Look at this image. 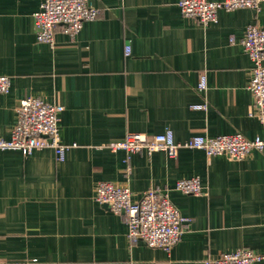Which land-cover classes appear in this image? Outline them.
I'll return each instance as SVG.
<instances>
[{"label": "crops", "instance_id": "crops-1", "mask_svg": "<svg viewBox=\"0 0 264 264\" xmlns=\"http://www.w3.org/2000/svg\"><path fill=\"white\" fill-rule=\"evenodd\" d=\"M41 1L0 0V75L11 81L0 93V137H10L19 100L36 96L63 105L60 138L71 146L61 161L52 148L0 149V264H206L237 248L264 255V150L233 159L200 148L170 157L105 146L167 129L178 142L264 137L250 113L252 62L241 45L248 24L264 26V3L219 9L203 25L181 14L179 0H90L98 16L73 37L58 25L49 44L35 36ZM192 176L202 194L175 189ZM100 181L127 186L133 201L149 188L166 192L190 226L170 251L131 241L125 215L95 200Z\"/></svg>", "mask_w": 264, "mask_h": 264}, {"label": "built area", "instance_id": "built-area-1", "mask_svg": "<svg viewBox=\"0 0 264 264\" xmlns=\"http://www.w3.org/2000/svg\"><path fill=\"white\" fill-rule=\"evenodd\" d=\"M264 0H179L177 5L185 17L197 19L203 25L215 22L219 9L234 10L250 8L258 10ZM98 8L90 0H42L35 12L33 21L36 39L49 44L54 43L55 28L59 25L71 37L75 36L86 20L95 19ZM241 45L251 62V76L248 82L256 114L264 124V26L250 23L246 26ZM126 46L125 52L129 53ZM11 81L7 75H0V93H7ZM198 89H206V76L201 74ZM194 108H206V104L193 105ZM64 109L57 102H48L40 97L25 96L19 100L16 108V122L9 138L0 137V149H15L30 154L35 149L52 148L57 160H64L66 150L71 146L61 141L58 127L59 113ZM75 145V144H72ZM112 151L131 152L164 151L175 157L181 147L200 148L207 156L226 155L241 159L252 149L264 150V137L246 138L241 133L197 134L178 142L170 129L152 135L143 132L127 133L120 141L105 144ZM175 189L192 195L204 192L198 176L180 178ZM95 200L114 213H123L126 218L127 236L131 241H143L149 247H158L166 251L180 240L190 226V218L184 216L171 203L166 192L149 188L139 200H131V191L127 186L109 181L98 182L95 188ZM264 258L248 248H237L221 253L206 260V264H254ZM29 261H14L7 264H29Z\"/></svg>", "mask_w": 264, "mask_h": 264}]
</instances>
